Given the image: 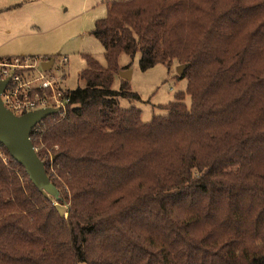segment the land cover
<instances>
[{
    "label": "trees",
    "instance_id": "obj_1",
    "mask_svg": "<svg viewBox=\"0 0 264 264\" xmlns=\"http://www.w3.org/2000/svg\"><path fill=\"white\" fill-rule=\"evenodd\" d=\"M92 34L107 65L31 133L59 199L0 144V264H264V0L113 1ZM122 54L187 66L167 115L120 106Z\"/></svg>",
    "mask_w": 264,
    "mask_h": 264
},
{
    "label": "rangeland",
    "instance_id": "obj_2",
    "mask_svg": "<svg viewBox=\"0 0 264 264\" xmlns=\"http://www.w3.org/2000/svg\"><path fill=\"white\" fill-rule=\"evenodd\" d=\"M113 1L120 0H0V56L40 61L52 57L55 65L48 76L57 78L66 92L85 88L80 78L86 68L85 56H92L104 67L107 65L104 48L92 33ZM64 58L68 61L63 62ZM140 58L126 54L119 57L120 67L132 71L131 79L126 80L131 91L140 97L120 98L119 102L122 108L140 110L142 120L149 122L154 116L168 114L164 107L186 92L187 79L179 74L177 64L171 67L159 64L142 71ZM120 76L116 75L115 91L121 89ZM185 102L190 105L191 97L186 95ZM60 116L64 118L65 113ZM0 157L8 160L1 149Z\"/></svg>",
    "mask_w": 264,
    "mask_h": 264
},
{
    "label": "built area",
    "instance_id": "obj_3",
    "mask_svg": "<svg viewBox=\"0 0 264 264\" xmlns=\"http://www.w3.org/2000/svg\"><path fill=\"white\" fill-rule=\"evenodd\" d=\"M41 63L30 57L0 60V84L9 80L1 98L4 106L16 116L47 108L59 109L62 114L67 111L70 99L66 91L57 78L48 76L49 71L45 72Z\"/></svg>",
    "mask_w": 264,
    "mask_h": 264
},
{
    "label": "water",
    "instance_id": "obj_4",
    "mask_svg": "<svg viewBox=\"0 0 264 264\" xmlns=\"http://www.w3.org/2000/svg\"><path fill=\"white\" fill-rule=\"evenodd\" d=\"M55 60L51 59L41 63L45 72L51 71ZM186 65L178 67L179 74H183ZM132 71L120 72L124 80L131 79ZM9 80L0 84V144L3 145L10 156L21 164L35 187L45 196L59 199V191L51 182L45 163L40 159L31 140V133L36 126L48 117L59 113V109L47 108L27 113L23 116H16L8 110L2 101L1 95Z\"/></svg>",
    "mask_w": 264,
    "mask_h": 264
},
{
    "label": "crops",
    "instance_id": "obj_5",
    "mask_svg": "<svg viewBox=\"0 0 264 264\" xmlns=\"http://www.w3.org/2000/svg\"><path fill=\"white\" fill-rule=\"evenodd\" d=\"M11 56H0V59L10 58Z\"/></svg>",
    "mask_w": 264,
    "mask_h": 264
}]
</instances>
